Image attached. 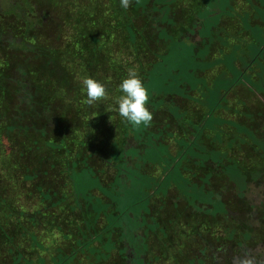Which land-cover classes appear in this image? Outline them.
Listing matches in <instances>:
<instances>
[{
	"label": "trees",
	"instance_id": "16d2710c",
	"mask_svg": "<svg viewBox=\"0 0 264 264\" xmlns=\"http://www.w3.org/2000/svg\"><path fill=\"white\" fill-rule=\"evenodd\" d=\"M246 1L1 0L0 264H264V0ZM129 70L147 125L117 111ZM223 101L261 140L212 135Z\"/></svg>",
	"mask_w": 264,
	"mask_h": 264
},
{
	"label": "clouds",
	"instance_id": "9594fccd",
	"mask_svg": "<svg viewBox=\"0 0 264 264\" xmlns=\"http://www.w3.org/2000/svg\"><path fill=\"white\" fill-rule=\"evenodd\" d=\"M119 2L121 8L128 9L130 0H119ZM81 88L86 94L88 105L107 95L105 84L92 77L84 78L81 81ZM118 90L120 95L115 98V104L122 120L133 127L149 124L152 120V113L147 106L149 94L134 70H129L128 74L121 79Z\"/></svg>",
	"mask_w": 264,
	"mask_h": 264
},
{
	"label": "rangeland",
	"instance_id": "374dc122",
	"mask_svg": "<svg viewBox=\"0 0 264 264\" xmlns=\"http://www.w3.org/2000/svg\"><path fill=\"white\" fill-rule=\"evenodd\" d=\"M244 0H239V2L242 4V2H243ZM249 7V3H247V1L245 0V5H244V9H243V11L241 12V14H243V12H245L246 11V9ZM0 8L2 9V10H5L4 9V3H1V0H0ZM254 8H258L260 11H262V9L260 8V7H254ZM253 8V9H254ZM253 13L255 14V10L253 11ZM9 22H11L12 24L13 23H15L14 21H9ZM15 25H17V27L19 28V30H20V24L19 23H15ZM232 34L235 32V30L233 29L232 31ZM67 36H68V39H70V37H72L73 36V33H71V31L69 30L68 31V33H67ZM194 38H196L195 40H197L198 39V37H194ZM217 56V53L215 52L214 54H213V56H212V58H215ZM225 66H227V67H230L231 65L230 64H226ZM222 66L221 65H217V66H215L214 68H212V71L210 72L211 73V76H209V79H211V83L214 81V80H218V79H224V78H222L219 74H218V72H219V69L221 68ZM246 77V81H247V83L249 84V76L248 75H245ZM245 81V80H244ZM249 87H251V85H248ZM241 87H243V88H247L246 86H245V84L244 83H242L241 84ZM257 88H259L258 86H257ZM261 89V88H260ZM255 91H257L256 90V87L254 88L253 87V92H255ZM261 92H264V90H261ZM189 95L191 96V94L189 93ZM243 95V92H241V99H243V97H246V96H242ZM194 98H196V96H193V98H191V99H194ZM264 96L262 95V94H260V93H257V94H254V95H252L251 97H250V99H247V100H249L248 101V103H249V106H252L251 108H253V107H256L257 105H258V103L261 101H263L264 102ZM195 100V99H194ZM191 106H193L194 108H197V104L193 101V103H192V105ZM226 106H227V104H226V101H223L222 102V105H221V110L223 111V110H225V109H227L226 108ZM239 108H240V106H238ZM263 106H261V108H262ZM241 108H242V105H241ZM241 108H240V110H241ZM220 112L221 114H222V116H221V114L220 115H217V114H213V118L210 120V122H209V126H210V129H211V133H212V135L214 136L215 135V133L213 132V129L215 130H221V131H224L225 132V134H230V135H232L233 134V132L238 136V137H241V142H243L244 141V137L246 138V137H249V136H255L257 139H259V140H261V138L260 137H257V135H256V133L253 131L254 129H250V127H249V125H247V124H243L242 123V121H241V119H242V117H241V111L239 112V114L238 115H236L235 113H232L231 111H226V112ZM248 113V112H247ZM246 117H247V119L245 120V121H247L248 122V119H250V116H247V115H245ZM238 117V118H237ZM237 118V119H236ZM243 118H245L244 116H243ZM261 120H264V116H262V117H259V121H261ZM213 126H215V127H213ZM264 127V126H263ZM262 127V128H263ZM264 129V128H263ZM231 136H228V138H230ZM243 138V139H242ZM218 141H217V146H218ZM4 147H2L3 148V150H5V153L6 154H8L9 153V151H10V149H9V147H8V143L6 142V141H4ZM170 144H171V150L174 152V150L177 148V145H176V142H175V140H173V139H170ZM197 146H199L200 148H204L203 147V145H201V144H197ZM160 147H162V148H167L166 146H164V145H162V146H160ZM211 147H213V146H211ZM218 147H220V146H218ZM206 149V148H205ZM197 150V147L196 146H191L190 148H189V154L188 155H193L194 154V152ZM204 150V149H203ZM213 151V150H212ZM209 152H211V151H208L207 150V153L205 152V154L204 155H208V153ZM164 155H166V157H167V151L166 150H164L163 152H162ZM168 158V157H167ZM169 159V158H168ZM160 160H164V159H162V158H160ZM156 171H159V170H156ZM258 191H260L259 189H257V188H254V191L250 194V196L252 197V198H255L256 200H257V202L258 201H262V200H264V194H263V196H261V194H262V192L263 191H261V193H259ZM258 192V193H257ZM258 194H260V195H258ZM261 251V249H258V252H260Z\"/></svg>",
	"mask_w": 264,
	"mask_h": 264
}]
</instances>
